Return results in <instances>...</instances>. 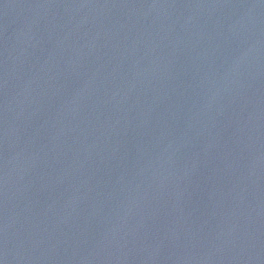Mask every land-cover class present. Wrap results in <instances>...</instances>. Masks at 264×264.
<instances>
[{
  "label": "water",
  "instance_id": "water-1",
  "mask_svg": "<svg viewBox=\"0 0 264 264\" xmlns=\"http://www.w3.org/2000/svg\"><path fill=\"white\" fill-rule=\"evenodd\" d=\"M2 264H264V0H0Z\"/></svg>",
  "mask_w": 264,
  "mask_h": 264
},
{
  "label": "snow or ice",
  "instance_id": "snow-or-ice-1",
  "mask_svg": "<svg viewBox=\"0 0 264 264\" xmlns=\"http://www.w3.org/2000/svg\"><path fill=\"white\" fill-rule=\"evenodd\" d=\"M0 264H2V262H0Z\"/></svg>",
  "mask_w": 264,
  "mask_h": 264
}]
</instances>
